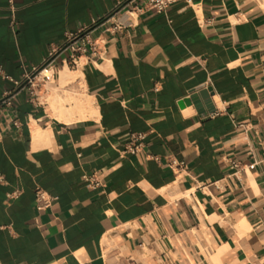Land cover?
Masks as SVG:
<instances>
[{
	"label": "crops",
	"instance_id": "1",
	"mask_svg": "<svg viewBox=\"0 0 264 264\" xmlns=\"http://www.w3.org/2000/svg\"><path fill=\"white\" fill-rule=\"evenodd\" d=\"M116 1L15 0L12 27L0 0V264H264V0H180L96 26L95 54L24 82ZM66 66L82 77L62 88ZM207 87L204 113L186 100ZM56 90L97 114L61 121ZM39 187L55 198L42 210Z\"/></svg>",
	"mask_w": 264,
	"mask_h": 264
},
{
	"label": "built area",
	"instance_id": "2",
	"mask_svg": "<svg viewBox=\"0 0 264 264\" xmlns=\"http://www.w3.org/2000/svg\"><path fill=\"white\" fill-rule=\"evenodd\" d=\"M9 4L13 14L10 21V25L15 27L14 11L15 0H6ZM180 0H117L116 4L111 12L100 19L94 20L90 26H85L78 30L68 34L67 40L58 47L51 48L48 56L45 58L43 64L40 66H34L32 70L25 75L24 82L30 84L32 87L34 82L52 83L56 78L58 64L60 63L63 67L76 66L78 64L79 56L81 54L88 53L91 51L93 54L96 53V44L93 39V32L96 26H106V30L118 31L121 28L132 26L137 16L145 11L152 10L156 12H164L172 4ZM20 85L21 82H16ZM32 90V89H31ZM12 93L7 94L2 103L6 105L12 104ZM146 133L134 132L131 134L130 141L126 145L125 152L132 154L139 153L145 148ZM233 167H238L239 162L236 160L231 161ZM171 165L180 168L184 165L183 161L177 159L171 160ZM255 163L250 164L251 168H254ZM85 180L90 184L97 185L98 180L95 175L84 176ZM18 192H13L8 195L9 198H13ZM55 198L51 196L46 190L42 188L36 189L35 203L39 210H42L51 205Z\"/></svg>",
	"mask_w": 264,
	"mask_h": 264
},
{
	"label": "bare ground",
	"instance_id": "3",
	"mask_svg": "<svg viewBox=\"0 0 264 264\" xmlns=\"http://www.w3.org/2000/svg\"><path fill=\"white\" fill-rule=\"evenodd\" d=\"M78 76L82 77L80 71H72L66 66L61 70L60 79L62 88ZM60 90L54 91L53 94L47 98L53 116H56L61 121L72 122L76 119L88 118L97 114L90 96L85 95L82 92H77L76 95H71L72 93L70 94L65 91L60 92ZM72 102L75 103V107L67 106V104Z\"/></svg>",
	"mask_w": 264,
	"mask_h": 264
},
{
	"label": "water",
	"instance_id": "4",
	"mask_svg": "<svg viewBox=\"0 0 264 264\" xmlns=\"http://www.w3.org/2000/svg\"><path fill=\"white\" fill-rule=\"evenodd\" d=\"M214 95V91L211 87H207L205 89H200L197 91H193L190 95V98L186 100V102H193L194 105L202 112H206L207 110L214 112L215 106L212 100V96ZM181 105H184L181 103ZM207 109V110H206Z\"/></svg>",
	"mask_w": 264,
	"mask_h": 264
}]
</instances>
